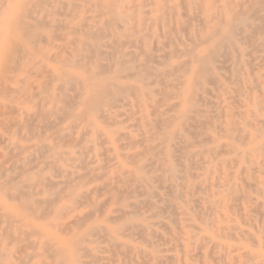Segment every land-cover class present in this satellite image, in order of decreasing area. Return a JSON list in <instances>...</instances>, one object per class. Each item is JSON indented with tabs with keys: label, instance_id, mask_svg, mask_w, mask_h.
I'll use <instances>...</instances> for the list:
<instances>
[{
	"label": "bare ground",
	"instance_id": "bare-ground-1",
	"mask_svg": "<svg viewBox=\"0 0 264 264\" xmlns=\"http://www.w3.org/2000/svg\"><path fill=\"white\" fill-rule=\"evenodd\" d=\"M6 1L0 3V127L8 132L0 134V264H113L115 257L157 264L154 250L141 246L161 237L153 225L189 229L188 196L207 190L212 199L217 186L233 198L232 170H248L264 152L244 127L252 119L264 130L254 110L264 103L238 100L234 111L235 98L225 96L233 89L223 83L229 78L238 97L259 86L243 74L246 54L238 44L255 32L248 19L257 10L242 0H181L182 15L170 0H17L7 13ZM253 1L264 8V0ZM158 28L168 40L185 32L191 47L155 56ZM103 37L110 41L102 44ZM103 57L115 59L102 63ZM193 146L194 154H182L207 163L209 177L187 182L182 192L177 180L193 176L181 165L178 175L173 154ZM222 155L229 159L220 165L205 161ZM215 206L209 201L202 211ZM165 211L167 220H156ZM182 250L191 253L189 245Z\"/></svg>",
	"mask_w": 264,
	"mask_h": 264
},
{
	"label": "rangeland",
	"instance_id": "rangeland-1",
	"mask_svg": "<svg viewBox=\"0 0 264 264\" xmlns=\"http://www.w3.org/2000/svg\"><path fill=\"white\" fill-rule=\"evenodd\" d=\"M16 1L17 0L6 1L4 7L8 6L7 13L11 11ZM170 2L178 5V11L181 15L185 13L181 0H170ZM242 2H244L245 8H248V6H253V8L257 10L255 16L259 18L257 19L254 16L256 20L254 17V19H248V23L252 24L254 27L253 31L257 32L256 35L255 32H251L250 37L246 41L238 43L240 49L246 54V56L244 57L246 66L245 72H243V74L246 73L250 78L254 77L258 79L259 86L253 88L252 90L245 91L242 97H238L237 93L234 92V89L236 87L228 78V74L229 76L231 75L230 72L224 73L225 70H218L217 72L219 74L224 73V75H226L228 78L227 80H224L223 83L230 89H233L227 95L225 94V96L228 98H235V100H231V109L234 111L239 109V105L237 104L238 100H243L244 105L248 107H251L250 102L252 99H255L260 103H264V47L260 45V42L264 40V8L262 6H259L258 8L257 4H255L253 0H242ZM149 3L150 1H147L145 3L144 9L146 11L150 10V6L148 5ZM260 17H262L263 22ZM0 22H5L3 16L0 17ZM167 25H169V23H167ZM257 26L259 28H256ZM190 27L196 33H200L203 30L202 25H200L196 21H193ZM156 35L158 36L157 41L153 40L151 43V47L155 56L160 55L163 51L184 49L191 47L192 45V43L188 41L187 34L185 32L180 33L178 36L175 35L171 40H168L167 38L162 36L161 29L158 28L156 29ZM252 39L254 41H252ZM109 41V37H103L100 39V42L102 44L108 43ZM166 43L167 45H165ZM182 43L184 44V46L180 45ZM166 46L168 47L166 48ZM157 47L159 51L157 50ZM212 47L213 45L211 44L200 46L196 48L194 52L198 53L203 49H212ZM109 50V48L104 49V51ZM124 50L126 52L134 51L131 48H124ZM254 53H256V55ZM113 58L115 59V57H103L101 59V62L108 63L109 61H114ZM130 58L133 64H137L140 60V57ZM176 60L177 59L173 58L171 61L176 62ZM151 66H154V64H151ZM160 69L162 70L163 67H161ZM124 81V79H120V82ZM254 110L256 111V119L259 121H264V104H262V106H258ZM249 122L250 124L244 126L245 129L248 133L257 136L258 145L264 148V130H262V127L257 125L254 120L250 119ZM257 129L259 131H257ZM1 133L4 136L8 135V132L5 130L3 132L0 127V134ZM18 138L19 137H14L13 142H18ZM219 143L223 144L224 140H220ZM234 144L239 149H244V147L240 145L239 141H235ZM3 149H5V146L0 145V157H2L4 154ZM198 149L199 147L193 146L191 148H188L187 151L181 150V148H178L176 149V151H174L175 153L173 154L172 160L173 163H177V165L175 163L174 165H176L178 175L182 176L183 173L180 172V169L182 171V167H190L191 170L189 173L193 176L192 178L177 180V183L179 184V190L182 192H184V187L187 182H194L197 184L206 176L205 167L208 165L207 163H204L203 160L199 157L193 156L191 158H188L183 155L185 153L194 154ZM251 151L246 150L247 153ZM179 154L182 155L179 156ZM244 155L242 156V159L244 158V162L246 164V161L250 157H247L248 154H246L245 156ZM228 159L229 157L222 155L214 161L212 157H206L205 161L210 162L211 164L220 165V163ZM2 161L3 157L0 158V162ZM100 163L104 164L101 160ZM249 163L250 168L248 170H245L242 166L235 167V169L232 170V172L235 173L236 176L234 186L236 188V191L238 192L235 193V196H233V198L226 197V193L223 191V189L217 186L213 187L212 189V192H214V196L212 197V199L211 197H209L210 192L207 190H201L202 192L197 191L193 195L188 196V199L191 200L189 204V212L192 217V222L189 224L191 225V227H189V229L188 227H185L184 229V227L180 224H172L171 230H166L164 228L153 225V228L158 230L161 237L159 239L153 238L150 243H144L141 246H143V248H145L146 250H154L153 252L157 254L159 260L157 264H159V262L160 264H264V152L261 155L252 157ZM179 165H181L182 167H180ZM192 168L194 169L192 170ZM208 177L209 176H206V178ZM92 186H94V184H91L88 187L90 188ZM160 192L163 191L161 190ZM234 198L236 199L234 200ZM208 199L209 201L214 202L216 206L212 211L203 212L202 207L204 205H207V203L209 202L207 201ZM195 200L196 202H194ZM81 210H83V208L78 209V211ZM176 218L179 219L180 217L176 215ZM156 220L165 222L167 220V212H162ZM156 220H152L151 222L156 223ZM190 231L192 233H190ZM244 231L246 232V234L243 233ZM230 233L234 235H231ZM194 234L196 235L194 236ZM232 236L234 237V239ZM235 238L237 239L235 240ZM247 238L248 240H246ZM130 240L132 244H137L139 242L138 239ZM185 245H189L191 251L190 255L187 257L184 255L182 250V246ZM195 245L201 246L195 248ZM247 255L248 257H246ZM167 257H170L172 259L166 260ZM208 257H210V259ZM114 260L117 261H114L113 264H127V262L129 264H137L125 261L122 257H115Z\"/></svg>",
	"mask_w": 264,
	"mask_h": 264
}]
</instances>
